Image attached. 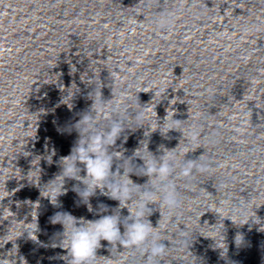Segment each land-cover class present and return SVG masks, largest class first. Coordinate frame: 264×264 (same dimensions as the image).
I'll return each instance as SVG.
<instances>
[{"label": "clouds", "instance_id": "obj_1", "mask_svg": "<svg viewBox=\"0 0 264 264\" xmlns=\"http://www.w3.org/2000/svg\"><path fill=\"white\" fill-rule=\"evenodd\" d=\"M73 95L74 93L68 91V96L64 97L63 101L69 97L71 99ZM92 98L91 108L84 112L80 119L72 125V129L78 133V139L70 153L67 156L60 157L59 166L61 170L48 184L52 186L53 191L57 188L59 191L54 196H48V198L54 206H58V197L67 191L64 187L65 181L71 179L77 181L73 185L72 191L77 194L83 204L88 206L89 211H92L90 199L96 195L97 190L109 199L118 201V207L112 214L100 215V218L95 220L77 218L69 212H56L51 217V222L60 224L63 227V240L60 246L67 250L69 264H93V261L97 258V250L101 247V241H107L111 246L108 250L113 258L122 253L118 252L117 246L119 245L124 250H139L144 259V264H161L162 258L167 254L169 247L165 245L163 242L165 240H162L159 233L155 231L159 227V222L157 227H153L148 219L153 212L149 205L154 204V198L159 196L161 204L169 212L178 210L181 207V200L177 187L173 182V176L176 175L183 179L189 178L193 175L197 165L193 160L178 163L175 155L170 154L171 150L165 151L166 149H163V147H161L162 154L157 156L149 151L148 144V156L137 154V150L142 147V144L128 158H125L122 152H119L122 153L120 156L115 155L117 152H110L109 148L116 144V141L121 138L125 130L133 129L127 125L134 124L135 128L144 126L142 121L145 119L146 114L139 102V108L125 107L122 110L118 103L111 104L112 99L103 100L101 92L99 101L94 96ZM129 109L135 111L134 116L131 115ZM105 111L112 114L108 118V128L106 131H98V115L103 114ZM166 117L162 124L158 121H156V124L161 135L168 138L167 134L171 130H178L173 125L182 121L173 117L169 121ZM165 127L167 131H163ZM190 135L195 140L198 135L195 128L190 131ZM123 139L126 142L127 136L125 135ZM136 158L143 163L140 165L134 164L133 160ZM47 159L49 163L52 162L51 156ZM114 159L122 161L115 171H113ZM80 164L84 165V176L80 175L82 171L78 166ZM177 168H179L178 173L176 172ZM199 168L203 170L205 165L201 164ZM121 169H123L122 172ZM132 174L146 176L148 178L147 182L142 185L134 183L130 179ZM57 178H60L62 183L56 184ZM122 204L131 205L134 211H130L127 206L122 207ZM99 208L102 212L109 211V206L104 204H100ZM124 208L128 209L129 215L121 218L120 210ZM236 214L243 216L242 211L236 212ZM121 225L124 228L123 233L121 232ZM65 241H67V247L63 246ZM190 242L189 237L183 236L179 241V246L187 245L189 248ZM241 242L242 236L237 234L235 237L236 245L239 246ZM222 252L221 258H224L227 255V249H223ZM19 261L20 264H26L23 257H20ZM0 264H17V260L15 258H0ZM128 264H134V261H129Z\"/></svg>", "mask_w": 264, "mask_h": 264}]
</instances>
